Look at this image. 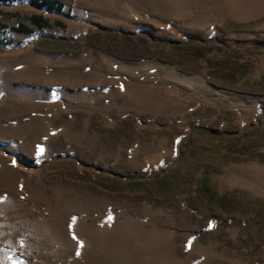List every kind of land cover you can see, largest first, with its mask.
<instances>
[{"label":"rangeland","instance_id":"obj_1","mask_svg":"<svg viewBox=\"0 0 264 264\" xmlns=\"http://www.w3.org/2000/svg\"><path fill=\"white\" fill-rule=\"evenodd\" d=\"M62 1L0 3V264H264V0Z\"/></svg>","mask_w":264,"mask_h":264},{"label":"trees","instance_id":"obj_2","mask_svg":"<svg viewBox=\"0 0 264 264\" xmlns=\"http://www.w3.org/2000/svg\"><path fill=\"white\" fill-rule=\"evenodd\" d=\"M0 1H10V0H0ZM30 2L33 6L38 7V8L44 7V6L50 9H55V10H60L62 8V3L59 0H31ZM27 20L31 24L38 27L39 29L49 26L47 20L40 15H33L29 17ZM0 28H5V26L0 25ZM10 30L19 32V33H30L31 32V29L23 22H19L18 25L10 27ZM0 42H3L5 44L11 43L10 40H4V41L1 40Z\"/></svg>","mask_w":264,"mask_h":264},{"label":"crops","instance_id":"obj_3","mask_svg":"<svg viewBox=\"0 0 264 264\" xmlns=\"http://www.w3.org/2000/svg\"><path fill=\"white\" fill-rule=\"evenodd\" d=\"M10 1H17V0H10ZM10 1H0V3H3V2H10ZM31 0H29V2H30ZM61 3H63V1L62 0H59ZM30 4H31V2H30ZM32 5V4H31ZM33 6V5H32ZM35 7V6H34ZM44 7H46V6H44ZM44 7H40V8H44ZM62 7H63V5H62ZM36 8H38V7H36ZM46 8H48V7H46ZM50 9V8H49ZM62 9V8H61ZM60 9V10H61ZM55 10V9H54ZM31 16H33V15H31ZM31 16H29V17H31ZM40 16H42V15H40ZM29 17H26V19H25V21H18L17 23H16V25H18V23L19 22H23L24 24H26L30 29H31V32L30 33H23V34H31V33H33L34 32V28H36L37 30H41V29H43V28H45V27H43V28H41V29H39L38 27H36L35 25H33V24H31L27 19L29 18ZM43 17V16H42ZM43 18H45V17H43ZM46 19V18H45ZM47 20V19H46ZM47 22H48V24H49V26H47V27H51L52 25L49 23V21L47 20ZM28 23V24H27ZM0 25H3V26H5V28H0V31H2V32H6V31H10V32H14V33H19V32H15V31H12V30H10V27H13V26H16V25H12V26H7L5 23H2V22H0ZM4 41V40H10V39H0V41ZM11 41V40H10ZM12 42V41H11Z\"/></svg>","mask_w":264,"mask_h":264}]
</instances>
